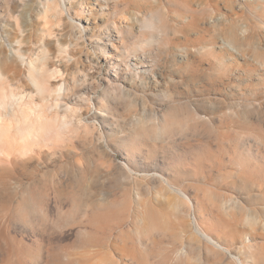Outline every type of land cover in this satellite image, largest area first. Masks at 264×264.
<instances>
[{
	"label": "rangeland",
	"instance_id": "374dc122",
	"mask_svg": "<svg viewBox=\"0 0 264 264\" xmlns=\"http://www.w3.org/2000/svg\"><path fill=\"white\" fill-rule=\"evenodd\" d=\"M44 1L0 0V56L17 48L32 58L49 54L50 66L63 74L53 84L66 80L70 87L63 104L76 106L93 134L41 165L10 168L0 191V264H234L200 240L194 215L233 255L251 237V264H264L259 0H234L233 7L232 0H194L192 13L172 0H60L70 14L43 42ZM150 13L168 23L165 42L146 58L128 55ZM111 41L120 50H107ZM60 44L67 53L59 54ZM140 59L146 67L137 75L132 66ZM12 77L21 92L32 91L21 67ZM85 96L89 105L79 101ZM166 120L178 125L163 137L152 133ZM129 140L144 145L150 164L126 150Z\"/></svg>",
	"mask_w": 264,
	"mask_h": 264
},
{
	"label": "bare ground",
	"instance_id": "6f19581e",
	"mask_svg": "<svg viewBox=\"0 0 264 264\" xmlns=\"http://www.w3.org/2000/svg\"><path fill=\"white\" fill-rule=\"evenodd\" d=\"M106 1L109 2V0ZM193 2L194 0H172L171 5L178 7L183 12L192 13L190 7H193ZM248 2L249 0H242L243 4H247ZM259 2L264 6V0H259ZM237 3L238 1L232 0L230 3L231 7ZM42 6L43 11L41 15L44 24L41 28V33L43 34L42 41L44 42L46 39L52 37L55 29L54 26L62 22L64 13H70L67 7H63L65 5L62 6L60 0H45ZM31 16V14H27L28 19ZM187 21L188 18H184V22ZM17 27L21 32H25L24 26L18 23ZM83 28L86 31V28ZM121 29L117 25L113 27L118 37L124 35V31ZM168 30V23L159 13L148 15L142 20L140 35L132 40L131 44L134 47L128 51L131 52L128 55L144 53V58H146L150 47L165 42L164 37ZM125 32L127 34V31ZM130 41V38H127L125 42ZM19 43L21 42L19 41ZM105 47L107 50L109 47L112 50H120L112 41L108 42ZM229 48L236 51V48L232 45H229ZM59 50L60 55L67 53V49L61 44ZM45 51L48 53L47 50ZM124 52L126 51L124 50ZM52 59L49 54L35 58L27 57L21 48L14 49L12 56H0V191L2 192L7 182L5 178L11 172L10 168L25 166L31 163L41 165L42 161L53 160L63 150L74 148L75 143L79 141H90V136L93 134L91 131L93 126L83 119L84 114L76 106H66L63 104L64 100L62 99L67 97L70 87L66 80H61L56 85L53 84L63 74L62 70L58 67L53 69L50 66ZM144 60L140 59L138 64L132 66L135 71L138 72L140 68L146 67ZM15 67H21L24 70L26 78L32 86V91L21 92V88L15 84L16 79L12 77V71ZM120 74L121 71L114 69L113 76L118 77ZM139 74L140 72L137 73V75ZM61 82H63V85H61ZM79 101L89 105L91 100H88V97L85 96L82 99L79 98ZM105 102V98L101 99L102 111H105ZM65 106L66 109L62 110ZM175 125L178 124H175L172 120H166L164 123H157L156 128L154 127L153 129L154 131H151L163 137ZM137 130L141 134L146 133L147 127L145 123L138 122ZM238 164L241 166V161ZM162 180L171 191L188 203L189 207L190 205L195 207L184 190L163 177ZM193 221L196 227L195 231L200 240L206 241L212 248L214 247L223 253H228L232 257L234 264H251L255 262V245L251 237L246 238L244 251L241 250L242 252H246L242 253L240 251L236 255H233L232 251L221 243L222 241L220 242L211 234L212 232L204 226L205 224L203 225L199 222L196 215H194ZM244 254L247 255L246 258L248 260L242 257Z\"/></svg>",
	"mask_w": 264,
	"mask_h": 264
},
{
	"label": "snow or ice",
	"instance_id": "6c2138e0",
	"mask_svg": "<svg viewBox=\"0 0 264 264\" xmlns=\"http://www.w3.org/2000/svg\"><path fill=\"white\" fill-rule=\"evenodd\" d=\"M72 99H69L68 100V103H72ZM126 150L130 153V154H137V153H140L145 162H146V166L148 164L151 163L152 161V155L150 153H145L144 152V145L139 142V141H132V140H129L127 143H126ZM150 170V169H149Z\"/></svg>",
	"mask_w": 264,
	"mask_h": 264
}]
</instances>
